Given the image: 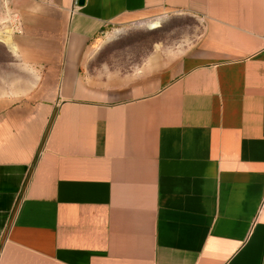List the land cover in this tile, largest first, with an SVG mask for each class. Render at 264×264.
I'll list each match as a JSON object with an SVG mask.
<instances>
[{
	"label": "crops",
	"instance_id": "1",
	"mask_svg": "<svg viewBox=\"0 0 264 264\" xmlns=\"http://www.w3.org/2000/svg\"><path fill=\"white\" fill-rule=\"evenodd\" d=\"M5 1L0 264H264V0ZM175 15L182 54L88 68Z\"/></svg>",
	"mask_w": 264,
	"mask_h": 264
},
{
	"label": "rangeland",
	"instance_id": "2",
	"mask_svg": "<svg viewBox=\"0 0 264 264\" xmlns=\"http://www.w3.org/2000/svg\"><path fill=\"white\" fill-rule=\"evenodd\" d=\"M13 15L5 0H0V32L13 34ZM199 22L190 16H171L157 21H146L123 28H109L88 49V68L105 65L122 72L136 69L149 56L168 57L182 54L196 38ZM11 34V35H10ZM0 38V47L6 45ZM96 57V59H95ZM103 62V63H102Z\"/></svg>",
	"mask_w": 264,
	"mask_h": 264
},
{
	"label": "bare ground",
	"instance_id": "3",
	"mask_svg": "<svg viewBox=\"0 0 264 264\" xmlns=\"http://www.w3.org/2000/svg\"><path fill=\"white\" fill-rule=\"evenodd\" d=\"M11 35V34H10ZM0 38L1 39H4L5 41L4 42H6L12 49L14 48V46H13V43H12V38H11V36H9L8 34H6V33H1L0 32Z\"/></svg>",
	"mask_w": 264,
	"mask_h": 264
}]
</instances>
